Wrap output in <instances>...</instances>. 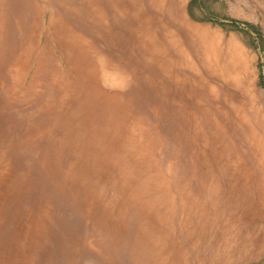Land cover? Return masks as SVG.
I'll return each mask as SVG.
<instances>
[{"label":"rangeland","instance_id":"374dc122","mask_svg":"<svg viewBox=\"0 0 264 264\" xmlns=\"http://www.w3.org/2000/svg\"><path fill=\"white\" fill-rule=\"evenodd\" d=\"M0 264H264V0H0Z\"/></svg>","mask_w":264,"mask_h":264},{"label":"bare ground","instance_id":"6f19581e","mask_svg":"<svg viewBox=\"0 0 264 264\" xmlns=\"http://www.w3.org/2000/svg\"><path fill=\"white\" fill-rule=\"evenodd\" d=\"M74 43V42H73ZM133 122H131V124H132ZM141 129V128H140ZM142 132V131H141ZM134 133H135V131H134ZM126 134V133H125ZM129 135V134H128ZM145 135V134H144ZM127 136V135H126ZM134 137V136H133ZM137 137V136H136ZM141 137H142V135H141ZM145 138V137H144ZM134 138H132V140H133ZM140 139V138H139ZM143 139V138H142ZM131 140V139H130ZM127 141V140H126ZM136 142V141H135ZM141 142V141H140ZM133 143H134V141H133ZM146 143V142H145ZM139 144V143H138ZM141 145V144H140ZM145 145V144H144ZM128 147V146H127ZM136 147V146H135ZM148 147V146H147ZM143 148V147H142ZM151 148V147H150ZM146 150V149H145ZM137 153V152H136ZM146 153V152H145ZM128 154H126V156H127ZM149 155V154H148ZM125 156V157H126ZM150 156V155H149ZM150 158V157H149ZM148 158V159H149ZM150 159H152V161H153V157H151ZM143 160V159H142ZM145 160V159H144ZM148 161V160H147ZM127 162V161H126ZM139 163V162H138ZM145 163V162H144ZM123 164H124V162H123ZM122 164V165H123ZM146 164V163H145ZM144 164V165H145ZM127 165V164H126ZM147 165V164H146ZM139 166V165H138ZM129 167H132L131 165L129 166ZM135 167V166H134ZM144 167V166H143ZM137 168V167H136ZM146 168V167H145ZM123 170H124V168H122ZM126 169V168H125ZM132 169V168H131ZM144 168H142V170H143ZM133 170V169H132ZM132 170H131V172H132ZM127 171V170H126ZM147 171V170H146ZM144 172V171H143ZM148 172V171H147ZM128 173V172H127ZM135 173V172H134ZM133 173V174H134ZM137 173H138V171H137ZM140 173L142 174V172L140 171ZM154 174H156V173H154ZM150 175H151V173H150ZM129 176H130V174H129ZM131 176H133V175H131ZM134 176H135V174H134ZM148 176V175H147ZM140 177H141V175H140ZM145 178H148V177H145ZM128 179V178H127ZM142 179V178H141ZM138 180H139V178H138ZM137 180V181H138ZM143 180V179H142ZM142 180H141V182H142ZM157 180V179H156ZM162 180V179H161ZM140 181V180H139ZM144 181V180H143ZM146 181V180H145ZM148 181V180H147ZM153 182H155V181H153ZM140 183V182H139ZM152 183V182H151ZM162 183V182H161ZM165 182L163 181V184H164ZM125 184H128V183H126L125 182ZM140 185H142V183L140 184ZM148 185H149V183H148ZM165 185V184H164ZM151 186V185H150ZM166 186V185H165ZM148 187V186H147ZM155 187V186H154ZM143 188V187H142ZM146 188V187H145ZM158 188H160V187H158ZM164 189H165V187H163ZM152 189V188H151ZM125 190H127V189H125ZM143 190V189H142ZM145 190V189H144ZM148 190H149V188H148ZM155 189H153V191H154ZM163 190V189H162ZM166 190V189H165ZM146 191V190H145ZM150 191V190H149ZM139 192V191H138ZM144 192V191H143ZM139 193H141V192H139ZM147 193H148V191H147ZM146 193V194H147ZM151 193V192H150ZM158 193V192H157ZM163 193H161V195H162ZM166 194V193H165ZM148 195V194H147ZM159 196V195H158ZM165 196V195H164ZM144 197V196H143ZM147 198V197H146ZM131 199H132V197H131ZM154 199V198H153ZM161 199V198H160ZM163 199V198H162ZM148 200V199H147ZM154 200H156V199H154ZM158 200H159V198H158ZM149 202L151 201V200H148ZM154 203H155V201H153ZM160 203V202H159ZM158 203V204H159ZM152 205V204H151ZM163 205V204H162ZM162 205H161V207H162ZM154 206V208H155V205H153ZM156 207H158V205L156 206ZM153 208V207H152ZM159 208V207H158ZM163 209V208H162ZM161 209V210H162ZM165 209V208H164ZM151 210H153V209H151ZM154 211V210H153ZM165 211H163V213H164ZM157 213V212H156Z\"/></svg>","mask_w":264,"mask_h":264}]
</instances>
